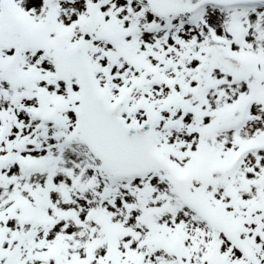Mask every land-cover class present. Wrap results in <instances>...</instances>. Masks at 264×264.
<instances>
[{
    "label": "snow or ice",
    "instance_id": "1",
    "mask_svg": "<svg viewBox=\"0 0 264 264\" xmlns=\"http://www.w3.org/2000/svg\"><path fill=\"white\" fill-rule=\"evenodd\" d=\"M0 264H264V0H0Z\"/></svg>",
    "mask_w": 264,
    "mask_h": 264
}]
</instances>
